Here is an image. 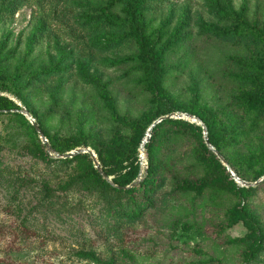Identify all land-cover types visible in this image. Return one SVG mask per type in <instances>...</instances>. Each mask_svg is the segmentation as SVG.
Returning a JSON list of instances; mask_svg holds the SVG:
<instances>
[{"label": "rangeland", "instance_id": "374dc122", "mask_svg": "<svg viewBox=\"0 0 264 264\" xmlns=\"http://www.w3.org/2000/svg\"><path fill=\"white\" fill-rule=\"evenodd\" d=\"M119 2L0 0V97L18 108L0 109V264H259L248 255L253 246H264V183L245 187L228 177L226 192L182 194L128 224L106 218L114 193L89 174L92 158L67 156L90 149L110 169L119 139L126 137L139 162L118 167L117 175L133 179L140 164L139 182L171 138L165 129L141 153L160 118L196 108L209 135L204 120H213L218 100L232 94L219 84L228 60H246L264 72V0L152 6L144 39L164 58L165 75L156 83L146 76L142 33L122 46L112 44L115 36L131 34L130 15ZM247 30L260 45L222 42L213 33ZM43 140L51 147L48 160L32 154ZM68 140L79 147L67 148ZM190 148L187 140L177 143L181 153ZM184 168L192 163L176 170ZM242 174L248 180L237 175L241 180L257 183L264 167L244 163ZM109 179L115 187V177Z\"/></svg>", "mask_w": 264, "mask_h": 264}, {"label": "trees", "instance_id": "16d2710c", "mask_svg": "<svg viewBox=\"0 0 264 264\" xmlns=\"http://www.w3.org/2000/svg\"><path fill=\"white\" fill-rule=\"evenodd\" d=\"M171 1L120 0L119 2V5L125 7L124 11L127 15H130L131 34L115 36L112 44L122 46L131 42V39L136 36V32L142 33L140 50L146 62L143 65L146 68V76L153 83L164 78L165 74L162 70L164 58H159L155 52L151 51L148 42L144 39L146 31L144 17L152 6H165ZM213 33L214 37L222 42L246 46L260 45L257 34L251 30ZM227 64L229 71L223 75L219 84L222 87H231L232 94L227 98V101L220 98L218 100L219 108L212 116L213 120H204V122L209 130L208 136L211 145L229 162L237 175L247 181L248 178L242 174L244 163H254L258 167H264V72L259 67L250 65L246 60L240 62L237 58H230ZM0 78L3 80L5 78L1 68ZM37 81H39V77L35 78L34 83L36 84ZM13 108L18 109L14 102L0 97V109L11 110ZM183 110L189 115H199L198 110L193 107ZM165 129H170L171 138L166 140L167 143L159 146L155 157L150 161L148 174L139 183L135 181V178L137 179L140 172V164L137 166L138 169L133 179L127 181L126 176L117 175L118 167L123 171L126 169L125 163L133 159L136 163L139 162L137 148H134L131 140L128 141L126 137H120L113 152L115 166L106 169L101 165L108 178L115 177L113 181L115 187L103 179L95 165H90L89 174L98 176L101 183L114 193L111 205L105 210L106 218L116 222L125 221L128 224H134L142 219L148 210H156L158 205L159 208H164L171 200L179 199L182 194L195 191L198 193L197 195H202L208 189H218L223 192L228 190L226 179L231 175L227 176L225 169L219 166L217 156L209 150L206 144L202 129H196L184 120H167L154 129L151 139L156 142L160 137V132ZM182 140H187L192 144V148L183 153L177 150V143ZM65 146L71 150H76L79 147L69 140L65 142ZM46 150L47 147L40 144L32 150V154L36 158L48 160L49 156L46 155ZM164 161L167 163L174 161L175 164H164ZM188 162L192 163V168L179 170L180 173L176 170ZM178 175L189 178L197 176L199 179L185 184L176 180ZM135 183L138 184L133 187ZM168 187L173 189L167 190ZM248 257L251 263H264V246H253Z\"/></svg>", "mask_w": 264, "mask_h": 264}, {"label": "water", "instance_id": "95a60500", "mask_svg": "<svg viewBox=\"0 0 264 264\" xmlns=\"http://www.w3.org/2000/svg\"><path fill=\"white\" fill-rule=\"evenodd\" d=\"M24 115H26L28 118H30V114L27 112V110H24L22 112ZM178 118V119H177ZM173 119H177V120H187V121H191L192 123H196L197 125L201 126L204 129V138L206 141L207 146L212 150V152H214V154H216V156L221 160V162L223 163V165L227 168L229 174L231 175V177L240 185L245 186V187H258L261 184L264 183V178H262L260 181H258L257 183H248L245 182L243 180H241L237 174L234 172L233 168L227 163V161L223 158V156L211 145L210 141H209V137H208V132L205 128L204 123L198 119L197 117L193 116V115H189V114H185V115H177V114H173L170 116H165L160 118L158 121H156L151 128L148 130L147 133V139L143 142L142 146H141V153L144 154L145 150H146V145L150 142L151 138H152V133L154 131V129L160 125L161 123H163L164 121L167 120H173ZM35 128L38 130V132H40L38 126L36 124H34ZM43 144L47 147L48 150H51V147L49 145L48 141H44L43 140ZM81 154H89L92 157V160L94 162V165L96 167V169L99 171V173L103 176V178L105 180H108L109 182H111V180L104 174L101 164L97 158V156L95 155V153L90 150V149H80L77 150L76 152L72 153L71 155H68L67 157L69 158H74L75 156L81 155ZM142 180H139V182ZM138 182V183H139ZM138 183H135L133 185L136 186Z\"/></svg>", "mask_w": 264, "mask_h": 264}, {"label": "bare ground", "instance_id": "6f19581e", "mask_svg": "<svg viewBox=\"0 0 264 264\" xmlns=\"http://www.w3.org/2000/svg\"><path fill=\"white\" fill-rule=\"evenodd\" d=\"M145 139H147V138H145Z\"/></svg>", "mask_w": 264, "mask_h": 264}]
</instances>
